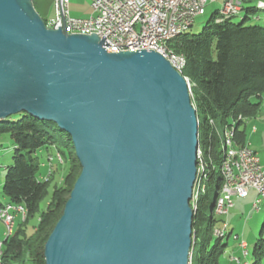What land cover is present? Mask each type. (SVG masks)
<instances>
[{
    "label": "water",
    "instance_id": "obj_1",
    "mask_svg": "<svg viewBox=\"0 0 264 264\" xmlns=\"http://www.w3.org/2000/svg\"><path fill=\"white\" fill-rule=\"evenodd\" d=\"M25 112L70 135L80 166L45 264H188L199 129L188 79L163 55L110 52L0 0V120Z\"/></svg>",
    "mask_w": 264,
    "mask_h": 264
},
{
    "label": "trees",
    "instance_id": "obj_2",
    "mask_svg": "<svg viewBox=\"0 0 264 264\" xmlns=\"http://www.w3.org/2000/svg\"><path fill=\"white\" fill-rule=\"evenodd\" d=\"M33 2L35 6L36 0ZM240 8L243 10V7ZM218 11L211 15L208 24L198 33L187 30L168 43L173 52L184 56L180 73L190 83L191 101L199 125L198 160L203 164L205 174L200 182L203 189L198 191L193 211L194 238L190 264H222L227 247L222 238L230 234L228 232L222 237L214 235V230L222 222L214 212L217 194L210 205L209 216L204 213L207 185L214 180V161H218L221 154L223 157L220 148L222 139L215 121L220 118L226 130L233 127L237 146L247 145L244 120L255 117L264 95V25L244 23L248 13L255 12L256 8H245L239 22L232 20L234 16L217 20ZM254 98L256 101H253ZM4 132L10 134L14 148L12 162L5 167L2 194L7 199L6 203L21 205L26 212L17 228L3 239L0 264H45L44 243L60 217L80 171L75 149L70 135L57 124L25 112L0 120V134ZM41 148L55 149L57 155L61 153L68 163L61 185L53 187L43 210H40V203L48 196L52 173L50 171L43 180L37 176L40 163L34 154ZM221 184L222 176L217 182L219 190ZM35 216L37 220L28 233L27 224ZM246 256L247 252L242 258L232 257L234 260L231 258L228 261L264 264V239L260 238L255 243L251 261L244 260Z\"/></svg>",
    "mask_w": 264,
    "mask_h": 264
},
{
    "label": "built area",
    "instance_id": "obj_3",
    "mask_svg": "<svg viewBox=\"0 0 264 264\" xmlns=\"http://www.w3.org/2000/svg\"><path fill=\"white\" fill-rule=\"evenodd\" d=\"M208 1L215 0H91V14L74 17L69 12V0H54V18L45 22L47 27H63L67 33H94L104 40L110 52L146 49L162 53L163 36L179 29V22H188L189 29V20L202 15ZM242 1L226 0L224 10L238 8ZM171 60L176 66V58L172 56ZM231 150L223 194L217 206L218 216L226 215L233 206L232 196L245 198L254 190L257 194L254 206L264 197V163H261L258 154L251 148L249 154ZM24 210L21 205L11 209L0 208V221L5 226V235L15 213ZM226 223L222 221L215 233L221 234Z\"/></svg>",
    "mask_w": 264,
    "mask_h": 264
},
{
    "label": "rangeland",
    "instance_id": "obj_4",
    "mask_svg": "<svg viewBox=\"0 0 264 264\" xmlns=\"http://www.w3.org/2000/svg\"><path fill=\"white\" fill-rule=\"evenodd\" d=\"M44 9L46 17L48 20L54 18L55 12L52 0H43ZM223 0H217L214 2L208 1L204 13L202 15L196 16L193 24L188 29L190 33H198L202 28L208 24L211 15L216 11L220 10ZM91 0H70L69 10L73 14V10L85 11L90 8ZM241 7H255V12H249L244 23L246 25L257 24L264 25V10L257 8L254 1L243 0L240 3ZM91 9V8H90ZM241 10L237 16L232 17V20L239 22L245 13V10ZM217 16V15H216ZM253 101H256L254 98ZM247 145L251 146V149L256 150L261 163H264V95L260 99V108L255 117L246 118L244 120ZM215 126L221 139H224L225 125L222 123L220 118L215 121ZM256 128V133L252 134V127ZM225 129V130H224ZM249 146V147H250ZM13 141L10 134L7 132L0 134V203H6L7 199L2 194V182L6 173L5 167L12 162L13 156ZM222 150V144L220 146ZM35 158L40 163V168L38 172V178L43 180L47 174L51 171L52 180L49 186L48 196L41 201L40 210L45 209L49 196L52 192L54 186L61 185L63 176L65 175L68 167V163L61 153L57 155L55 149L41 148L34 154ZM49 157L52 159L49 160ZM221 160L222 154L218 161H214L215 173L214 180L212 184L207 185L208 195L205 197V207L204 213L209 216L210 205L214 199L215 194H219V189L217 188V182L221 178ZM257 194L254 190H251L249 196L246 198H240L237 196H232L233 206L229 208L226 215L216 216L221 221H226L228 224V230L226 233L230 232L228 237L224 236L222 238L223 242L227 243L225 254L223 255L222 264H235L229 262L232 257H243V254L247 252V256L244 260L251 261L253 259V249L255 243L261 238L264 239V197L261 199L257 206H254V200ZM22 220V214L15 213V219L13 224V230H15ZM37 216L29 220L27 224V232L29 233L32 229V225L35 224ZM237 236V238H235ZM245 245V246H244ZM231 254V256H229ZM229 256V258H228ZM229 259V261H228ZM234 260V258H232Z\"/></svg>",
    "mask_w": 264,
    "mask_h": 264
},
{
    "label": "bare ground",
    "instance_id": "obj_5",
    "mask_svg": "<svg viewBox=\"0 0 264 264\" xmlns=\"http://www.w3.org/2000/svg\"><path fill=\"white\" fill-rule=\"evenodd\" d=\"M215 1H217V0H215ZM225 2H226V0H223L222 6H221L220 10L218 11V19L217 20H219V18L223 19L226 17L235 16L241 10L240 7L224 10V3ZM256 5L258 8H264V1H262V0L257 1ZM193 22H194V20H189V27H191ZM185 29H188V22H179V29H175L172 32L165 34L162 38V53H160V54L163 55L164 58H166L178 72H180L181 68L184 66V61H185L184 56L182 54H177V53L173 52L168 47V43L170 42L171 39H173L177 35L181 34L182 32L186 31ZM172 56L174 58H176V66L173 65V61L171 60ZM197 139H198V131H197ZM221 144H222V151H223V157L221 160L222 184H221V188L219 190V194H218L216 201H215V207H214L215 211L214 212L216 215H217V206L220 205V198L222 197V194H223L224 179L227 176V169L229 167V161L231 160V157H232V150L231 149H233L234 152L240 153V154H249V151H250V147L248 145L237 146V144L234 141L233 127H231L230 129L225 131L224 139L221 141ZM199 158H200V151H199V148H197V152H196L197 173H196V178H195L193 186H192V196H191V200H190V207L193 208V211L196 208L198 191L202 187L200 182L205 177V174L203 172V164L200 162V160H198ZM51 159L52 158L49 157V160H51ZM201 189H203V188H201ZM0 208L1 209H11V208H16V205L11 204V203H4V204L0 205ZM25 212H26L25 210L19 212L20 214H22V219L25 217ZM14 219H15V217H13L11 219V221L9 222V228H8V231L6 232L5 237L12 232ZM216 230H217V227L214 230V235L217 237H222L226 234V232L228 230V224L227 223L225 224V228L221 232V234H216L215 233ZM2 246H3V243H1V245H0V257H1V253H2ZM190 259H191V251L189 252L188 264H190Z\"/></svg>",
    "mask_w": 264,
    "mask_h": 264
},
{
    "label": "crops",
    "instance_id": "obj_6",
    "mask_svg": "<svg viewBox=\"0 0 264 264\" xmlns=\"http://www.w3.org/2000/svg\"><path fill=\"white\" fill-rule=\"evenodd\" d=\"M250 1H254V3L256 4L257 1H261V0H250ZM264 1V0H262ZM70 2V0H69ZM243 2V1H242ZM241 3V2H240ZM51 4L53 5V8H54V0H52ZM35 6H36V10L37 12L40 14V16L45 20V21H49L46 17V13H45V7H44V2L43 0H36L35 2ZM240 7H241V4H240ZM244 9V7H243ZM245 10V9H244ZM70 12V10H69ZM73 14L70 13L71 16H74V17H86V16H89L91 14V9L88 8L87 10L85 11H77L76 9L72 11ZM254 127V126H253ZM253 127H252V134L255 132L256 133V128H255V131H253ZM254 133V134H255ZM250 146V145H249ZM251 148V146H250ZM252 150H254V148H252ZM256 152V150H254ZM257 153V152H256ZM249 196V194H248ZM247 196V197H248ZM246 198V197H245ZM0 238L4 239L5 238V226L3 225V223L0 221Z\"/></svg>",
    "mask_w": 264,
    "mask_h": 264
}]
</instances>
